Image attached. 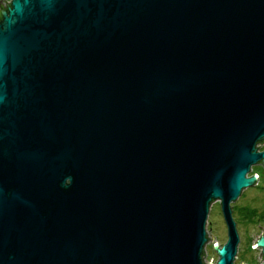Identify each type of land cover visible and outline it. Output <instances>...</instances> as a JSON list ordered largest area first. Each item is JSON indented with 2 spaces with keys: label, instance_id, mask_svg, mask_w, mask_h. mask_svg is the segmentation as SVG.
<instances>
[{
  "label": "water",
  "instance_id": "water-1",
  "mask_svg": "<svg viewBox=\"0 0 264 264\" xmlns=\"http://www.w3.org/2000/svg\"><path fill=\"white\" fill-rule=\"evenodd\" d=\"M258 143L264 0L0 2V264H233Z\"/></svg>",
  "mask_w": 264,
  "mask_h": 264
},
{
  "label": "rangeland",
  "instance_id": "rangeland-1",
  "mask_svg": "<svg viewBox=\"0 0 264 264\" xmlns=\"http://www.w3.org/2000/svg\"><path fill=\"white\" fill-rule=\"evenodd\" d=\"M1 2V0H0ZM256 194L254 188H246L242 191L238 205L248 206L251 204L250 199ZM257 200L254 201L253 206L258 209V211L264 208L263 196L258 194ZM238 223V221H236ZM250 225L241 224L239 225V230L237 229L239 236V244L237 246V254L233 264H261V250L255 248L256 240L264 235V221L261 222L259 214L252 218ZM206 230L210 239L218 242L220 245L224 244L226 241V231L223 227V221L220 215V209L217 205H212L210 212L207 218ZM211 243L207 245V260L214 258V261H217L215 254L211 249Z\"/></svg>",
  "mask_w": 264,
  "mask_h": 264
},
{
  "label": "flooded vegetation",
  "instance_id": "flooded-vegetation-1",
  "mask_svg": "<svg viewBox=\"0 0 264 264\" xmlns=\"http://www.w3.org/2000/svg\"><path fill=\"white\" fill-rule=\"evenodd\" d=\"M256 147L258 148L257 149L258 153L264 151V143H262L261 146H260V143H258L256 145ZM254 175L257 176V182L255 185H252L249 188H254L256 194L254 197H252L250 199L251 204L248 206L238 205L237 201H239L240 196H241L240 195L239 198L235 202H232L230 205L231 213H232L231 215H232V218L236 224V230L237 229L239 230V225H241L243 223L250 225L251 224L250 221H252V218L258 214H259V218H260L261 222L264 221V208L262 210L258 211V209L253 206V204H254L253 202L257 200L258 194L262 195L263 200H264V168L262 165L256 164V165L251 166L250 171L246 177L249 178V177H252ZM214 205H217L220 209V203L219 202H215ZM263 206H264V204H263ZM220 215H221V218L223 221V227H224L226 234H227V227H226V224L224 223V220H223V217L221 214V210H220ZM236 221H238V223ZM215 258H216V256H215Z\"/></svg>",
  "mask_w": 264,
  "mask_h": 264
},
{
  "label": "built area",
  "instance_id": "built-area-1",
  "mask_svg": "<svg viewBox=\"0 0 264 264\" xmlns=\"http://www.w3.org/2000/svg\"><path fill=\"white\" fill-rule=\"evenodd\" d=\"M4 1H5L6 3H5ZM4 1L1 0L2 5H6V4L10 3L11 0H4ZM208 244H209V243H208ZM206 247H207V246H206ZM206 247H205L204 263H205V264H209V261H211V260L213 261V263H215L216 261H214V258H213V257L210 258L209 261L207 260L208 254H207ZM211 249H212V248H211Z\"/></svg>",
  "mask_w": 264,
  "mask_h": 264
}]
</instances>
